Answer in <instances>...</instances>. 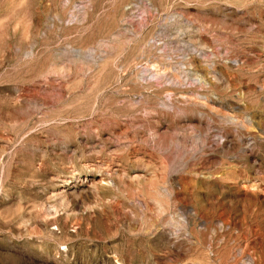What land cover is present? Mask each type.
Returning <instances> with one entry per match:
<instances>
[{"label":"rangeland","instance_id":"374dc122","mask_svg":"<svg viewBox=\"0 0 264 264\" xmlns=\"http://www.w3.org/2000/svg\"><path fill=\"white\" fill-rule=\"evenodd\" d=\"M0 264H264V0H0Z\"/></svg>","mask_w":264,"mask_h":264}]
</instances>
